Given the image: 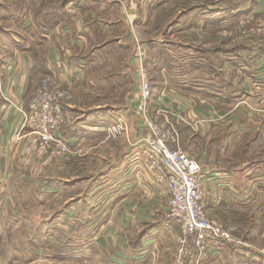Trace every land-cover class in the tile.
<instances>
[{"label": "crops", "instance_id": "1", "mask_svg": "<svg viewBox=\"0 0 264 264\" xmlns=\"http://www.w3.org/2000/svg\"><path fill=\"white\" fill-rule=\"evenodd\" d=\"M95 1L97 3L91 0H76L63 6L58 5L59 14L56 15V22L52 24L54 27L43 29L42 32L39 31L41 29L35 20L39 17V26L48 27L43 25L41 18L44 17V22L48 23L46 16L52 12V6L47 5L42 10L34 8L37 4L35 0L32 8L21 2V9H15L14 5L10 10L11 16L27 7L24 10H27V15L32 18L29 23L31 30L38 31L40 36L35 44L29 35L22 36V41L16 42L12 33L2 26L9 18L2 8L6 10L5 5L8 4H0V241L5 232V225L20 219L28 224L27 217L19 213L18 205L23 202L25 204L36 196V192L32 190L35 189L36 178L43 177L58 159V155L49 158L38 155L31 143L27 142L25 135L20 136L22 122L34 92L43 77L52 76L62 84L66 81L72 83L71 102L64 106L66 122L59 130L60 137L68 145V155L86 152L89 147L81 146L87 138L92 143L96 136L124 135L119 155L110 161V188L113 189L110 193V233L114 229V226H111L114 217L122 219V223L124 217L136 221L140 219L150 223L152 227L142 229V233L138 234L141 236L140 243L136 240L137 243L134 241L133 244L130 243L133 232L130 224L128 227H119L115 235L122 238L121 234L124 233L127 234L124 238L128 239L122 246H116L118 242L111 233L108 246L110 264H148V259L154 256L157 250L161 249V252L171 247L170 245L177 244L179 234L178 227L170 223L165 216L168 200L161 192L163 186L153 182L146 161L148 131L141 115V80L138 70L142 68L147 74V61L150 64L152 49L149 48V41L137 34L134 28H130L127 35L109 36L110 48H113L112 43L116 46L120 43L123 53L110 50L109 58L108 55H103L105 50L101 48L91 51L93 42L100 34L103 35L104 30L98 24L105 25L106 21L114 18L115 21L120 20L111 13V0ZM109 4L110 13L103 16L104 20L97 19L95 24L81 25L86 11L93 12L98 7ZM187 14L188 23L201 26L207 36L210 35V32L206 31L207 28L215 31L219 28L218 32L223 31L224 33L219 35V45L207 50L203 55L202 66L192 62V66L187 65L180 73L178 68L173 71L170 66L169 76L172 81L169 88L167 82L155 85L154 91L161 89L158 95L153 94L151 78L148 76L151 95L147 100L146 110L155 121L161 122L163 118L157 114V109L166 108L170 112V120L176 126L178 114L187 118L184 119L186 124L182 123L183 126L177 129L189 131L190 136L185 135L186 139L182 137L184 145L179 143V146L201 166L203 202L210 216L222 215L226 219L231 217L236 221L235 213L250 211L264 220V162L247 163L237 168L240 165L238 156L245 150L240 148L244 143L241 124L249 123L247 117L251 114L255 118L260 117V122H264V31L249 34L252 38H248L249 40L243 36L247 28H254L264 20V0H237L234 6L202 4L193 7ZM135 19L136 16L132 20ZM89 20L91 22L92 17ZM53 21L54 19L51 22ZM241 21L247 22L243 26L240 25L243 34L237 29L230 30ZM226 37L236 45L229 48L227 43L221 44L222 41L228 40ZM16 39L18 40L17 37ZM156 40L158 43L163 42L161 35L156 37ZM170 40L172 41L171 38ZM188 55L190 59L196 58L194 54ZM106 60L110 62V70L106 72H110V76L106 77V80L110 81V93L122 91L131 80V98L121 99L114 104H92L95 102L94 93L88 92L81 98L79 90L99 88L101 76L95 69V64ZM159 60L161 68L164 66L163 60ZM120 107H124L123 112ZM169 108H173L175 116ZM119 120H122L124 129L112 131ZM254 137L255 134L246 143L249 144ZM263 148L264 146L257 149H261L260 155L257 156L261 161L264 160ZM65 180L67 181L64 178L63 182ZM50 188L46 187L48 190H51ZM42 189L44 191V188ZM103 196L100 195L99 198L103 199ZM97 200L98 198L91 199L90 206L92 201ZM160 207H165L166 211L162 212ZM131 208L133 210H130ZM248 216L250 217V214ZM233 225L237 228L234 236L238 242H210L204 254L193 250L183 264H264V247L238 240L240 227ZM16 228L17 224L14 229ZM30 229L28 225L23 228L27 236L24 241L29 244L32 243L28 235L32 232ZM158 231L164 241H152L158 236L151 237V234ZM260 232L264 233V230ZM14 245L18 251L28 253L29 258L31 247L25 250L19 246V241ZM90 245L78 250L79 259H86L83 255L89 247L91 248ZM40 256L47 257V253L41 254V248L37 247L33 251L32 261ZM134 256L138 258L134 259ZM159 264L178 263L167 257V260L164 258Z\"/></svg>", "mask_w": 264, "mask_h": 264}, {"label": "rangeland", "instance_id": "2", "mask_svg": "<svg viewBox=\"0 0 264 264\" xmlns=\"http://www.w3.org/2000/svg\"><path fill=\"white\" fill-rule=\"evenodd\" d=\"M37 1L38 0H35L36 3ZM73 1L76 0H40L34 8L42 10L48 5L52 6L53 10L46 16L48 23L44 22V17L41 18L44 23L43 25L48 26L46 28L39 26L41 20L37 17L35 21L36 25L41 29L39 31L42 32L43 29L54 27L52 24L56 22L55 19L59 14V9H57L58 5L63 6L65 3ZM111 1L113 8L111 13H113L114 17H119L120 20L115 21V18L113 17L114 19H112L111 17L112 20L106 21L105 25L103 23L101 26L98 24V26L104 30L103 35L100 34V38L98 37L93 42L91 45V51L99 50L98 48H101L103 51L105 50L102 52L103 55H108L109 58L110 50L117 53H123V47L120 46V43H118L117 46L112 43L111 46H113V48H110L109 36L111 34L114 37L122 34L127 35L128 30L130 28V30H133L134 28L137 34H140L145 40L149 41V48L152 49L150 50V64L147 61V74H145V78L149 90L151 89V85L148 76L151 78L152 92L153 94L158 95L161 89L154 91V86L167 82L169 88L172 81L169 76L171 72L170 66L173 67V71L178 68L179 73L182 72V69L187 67V65L189 67L192 66V62L202 66L203 55L208 52L207 50L219 45V35L224 33L223 31L218 32L219 28H217L216 31L215 29L207 28L208 30L206 31L210 32V35L207 36L204 34L205 30L201 26H193L191 23H188L187 19L189 18V14L187 13L189 10L196 6H202V4H231L234 6L237 0ZM19 2L23 3L28 8H32L33 6L31 5L34 0H0V4H8L5 5L7 6L6 10L5 8H2L4 14H7L9 17L8 20H6L7 23H2L1 21L3 24L2 26L12 33L16 42H21L22 36L29 35L33 38L35 44L38 42V37L40 36H38V31L31 30L29 23L32 18L27 15L28 11L24 10L27 7L22 8L21 12L16 13L14 16L10 15V10L14 5L16 6L15 9H21ZM91 2L97 3L95 0H91ZM90 11H86L83 15L84 19L81 24L82 26L92 25V23L95 24L97 19L104 20L103 16L110 13V4L105 5V7L100 6L98 9L93 10V12ZM135 16L136 19L134 21L132 19H134ZM90 17H92L91 22L89 20ZM53 19L54 21L51 22ZM246 23V21H241L238 26H233L230 30L237 29L238 32L242 33L240 31V25L243 26ZM263 31L264 20L257 23L254 28L252 26L251 28H247L246 33L243 36L248 39L251 38L249 37V34H257ZM160 35L162 36L163 42L158 43L156 37ZM51 36L54 37V35ZM111 40H113V37H111ZM225 43L228 44L226 46L229 48L236 45L233 40L229 39L222 41L221 44ZM204 50L206 51L204 52ZM188 54H194V57L196 58L190 59L188 58L190 56ZM99 56L101 55L99 54ZM158 57L163 60L162 64L164 66L161 67L163 69L159 67L160 60ZM204 63L206 64L205 59ZM95 69H97L99 76H101L99 79L100 86L94 90L86 88L79 90L81 98L82 95H86L88 92L94 93L93 100H95V102H92V104H114L120 102L121 99L127 97L131 98L129 94L130 86L132 85L133 88L131 80L128 81L130 84L125 85V88H123L122 91L112 92V94L110 93V81L106 80V77L110 76V72L106 73L110 70L109 60H106V62H102L101 64H95ZM76 102L78 103L77 99ZM120 108L121 112H123L124 107ZM158 110H160V112L157 111V114L163 118L162 121L166 118L170 120V112H168L166 108L158 107ZM169 110H171L172 114L175 116L173 108H169ZM125 111L126 110H124V112ZM178 117V125L176 126L173 124L176 129L182 127V123L186 124L184 119L187 120L182 114H178ZM247 118L249 123L241 124L243 128L241 129V132L244 137H242V141L244 143L240 148L245 150L242 152L241 156H238L240 165L237 166V168H240L247 163L261 164V162H264V160L261 161L257 158V156L260 155L259 152H261V149H257L264 146V122H260V117L255 118L252 114ZM122 124L123 122L119 120L118 124L112 129H116L117 127L118 129H122L124 127ZM178 129V142L184 145L182 137L186 139L187 137L185 135H188L190 132H184L182 128L179 131ZM254 134V139L252 138L250 143L247 144L246 141L254 136ZM23 135L24 131L21 130L20 136ZM188 136H190V134ZM123 138V134L114 137L110 135H102L93 138L92 143L87 138L85 142H83V146H81V148L89 147L86 152L73 153L75 155H68L70 152H66L65 154H60L61 156H57L58 159L50 166V169L46 171V174L42 175L43 177L36 178L35 189L32 188L34 193L36 192V196L30 198L25 204L23 202L20 206L18 205L19 213L24 214L27 217L28 224L20 219V221L5 225V232L0 241V264H110V248L108 247L110 244V235L111 233L114 234L112 237L116 238V242H118L116 246H122L127 239L124 238L127 234L122 233L121 238L116 236L115 232H117L119 227H128V224H130L131 230L133 231L131 234L132 236H130V243L133 244L136 240H139L138 242L140 243L141 236L138 234L142 233V229L146 230L147 227H152L150 226V223L143 222L140 219H137L136 221L124 217V223H122V219L118 220L117 217H114L115 219H112L111 225L114 226V229L110 233V193L113 192V189L110 188V161L112 159L114 160L119 155V150L123 144ZM64 178L67 179V181L65 180V182H63ZM57 180H59V182H57ZM48 186L51 187V190L46 189ZM42 188H44V191ZM161 192L165 194V197L168 200V194L165 187L161 189ZM100 195H104L103 199L99 198ZM96 198H98L97 202L92 201V205L90 206L89 202L91 199L95 200ZM85 206L90 207L84 208ZM115 210L117 209H114V211ZM130 210L133 209L131 208ZM160 210L162 212L166 211L165 207L163 209L160 207ZM245 212L239 211L238 213H235L234 216L236 217V221L231 217L229 218L230 220L226 219L222 217V215H219L217 218L227 222L230 221V224H236L240 227L241 230L238 227L240 236L237 238L238 240L244 241L253 246L264 247V233L260 232L264 230V220L254 215L252 212L250 213V211ZM249 214L250 217L248 216ZM165 216L167 218V211ZM16 224L18 225V228L14 229ZM25 225H28L31 228L30 231H32L28 234L31 237V244L24 241V238L27 237L26 233L23 232ZM160 234V231L151 234V237L158 236L152 241H164V237ZM134 236L136 237L134 238ZM17 241H19V246L25 250L31 247L29 258L28 253L16 249L14 243ZM85 245H90L91 248L89 247L88 250L85 251L86 254H84L83 257H86V259L82 260L79 259L77 253H80L78 250L84 248ZM170 246L171 247L168 249L166 248L161 252V249L157 250L159 253L155 252L156 254L148 259V264L162 263L164 258L167 260V257L177 262V244L175 243ZM37 247L41 248V254L47 253V257L40 256L38 257L39 259L32 261L33 251ZM117 249L123 248L117 247ZM259 249L261 250V248ZM135 257L136 256H134V259L138 258V256ZM28 259L30 262H28Z\"/></svg>", "mask_w": 264, "mask_h": 264}, {"label": "built area", "instance_id": "3", "mask_svg": "<svg viewBox=\"0 0 264 264\" xmlns=\"http://www.w3.org/2000/svg\"><path fill=\"white\" fill-rule=\"evenodd\" d=\"M138 71L141 115L148 131L147 166L153 182L168 192L167 219L178 227L177 263L183 264L193 250L204 254L210 242H238L234 236L236 226L206 212L200 181L201 166L181 149L177 129L170 120L166 118L157 122L148 114L146 105L151 92L144 70L140 68ZM71 99L70 81L62 84L52 76L41 79L21 126L27 142L38 155L49 158L69 152L59 130L66 122L64 106Z\"/></svg>", "mask_w": 264, "mask_h": 264}]
</instances>
